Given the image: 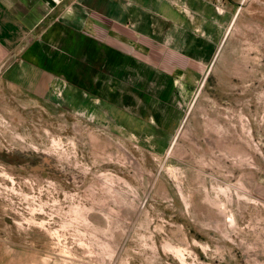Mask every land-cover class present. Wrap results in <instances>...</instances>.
I'll return each instance as SVG.
<instances>
[{
    "label": "rangeland",
    "instance_id": "1",
    "mask_svg": "<svg viewBox=\"0 0 264 264\" xmlns=\"http://www.w3.org/2000/svg\"><path fill=\"white\" fill-rule=\"evenodd\" d=\"M117 2L0 51V264H264V0Z\"/></svg>",
    "mask_w": 264,
    "mask_h": 264
},
{
    "label": "crops",
    "instance_id": "2",
    "mask_svg": "<svg viewBox=\"0 0 264 264\" xmlns=\"http://www.w3.org/2000/svg\"><path fill=\"white\" fill-rule=\"evenodd\" d=\"M117 1L0 0V51L20 53L21 47L27 54L35 50H85L86 40L91 43L88 50H116L112 32L116 31L117 22L111 17L103 22L90 20L85 8L111 7ZM123 5L133 6L131 0ZM120 25L132 33L131 37L143 27V23L133 18ZM102 42L109 45H102Z\"/></svg>",
    "mask_w": 264,
    "mask_h": 264
}]
</instances>
